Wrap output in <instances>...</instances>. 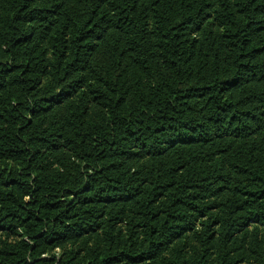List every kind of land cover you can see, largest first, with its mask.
Segmentation results:
<instances>
[{
    "label": "trees",
    "instance_id": "trees-1",
    "mask_svg": "<svg viewBox=\"0 0 264 264\" xmlns=\"http://www.w3.org/2000/svg\"><path fill=\"white\" fill-rule=\"evenodd\" d=\"M0 264H264V0H0Z\"/></svg>",
    "mask_w": 264,
    "mask_h": 264
}]
</instances>
